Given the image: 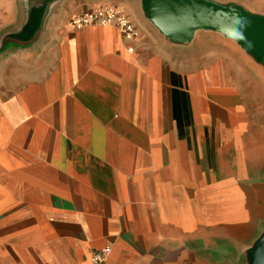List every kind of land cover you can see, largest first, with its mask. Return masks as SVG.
Here are the masks:
<instances>
[{"label":"crops","instance_id":"1","mask_svg":"<svg viewBox=\"0 0 264 264\" xmlns=\"http://www.w3.org/2000/svg\"><path fill=\"white\" fill-rule=\"evenodd\" d=\"M164 5L264 19V0H0V264H257L264 111L227 55L258 67L220 32L186 43ZM98 7L138 37L69 28Z\"/></svg>","mask_w":264,"mask_h":264},{"label":"water","instance_id":"2","mask_svg":"<svg viewBox=\"0 0 264 264\" xmlns=\"http://www.w3.org/2000/svg\"><path fill=\"white\" fill-rule=\"evenodd\" d=\"M172 7V6H171ZM162 22L178 34L190 37L198 30L216 31L240 42L243 46L264 55V19L255 18L242 11L192 6L188 10L176 11L170 6H163ZM167 9V10H166ZM257 264H264V238L256 250Z\"/></svg>","mask_w":264,"mask_h":264},{"label":"built area","instance_id":"3","mask_svg":"<svg viewBox=\"0 0 264 264\" xmlns=\"http://www.w3.org/2000/svg\"><path fill=\"white\" fill-rule=\"evenodd\" d=\"M69 28L76 32L86 28H112L128 39L138 37V32L126 12L117 7H98L91 11L71 17ZM112 248L107 247L92 255L91 264H103L111 254Z\"/></svg>","mask_w":264,"mask_h":264},{"label":"rangeland","instance_id":"4","mask_svg":"<svg viewBox=\"0 0 264 264\" xmlns=\"http://www.w3.org/2000/svg\"><path fill=\"white\" fill-rule=\"evenodd\" d=\"M205 32V30H202ZM201 31V32H202ZM200 32V30L194 32L190 37L186 38V43H192V41L195 39L196 34ZM209 32H216V31H209ZM226 39L231 40L235 42L243 52L246 53L247 57L256 63V66L258 69L254 71L253 69L245 68L244 65V57L242 55H236V54H229L227 55L230 58L231 64L236 67L235 71L239 74V78L242 81V90L246 92L247 96H249L252 100L257 104V109L264 111V55L253 51L251 48H247L243 46L240 42L229 38L225 36ZM210 50L215 52V47H212L210 45ZM252 119V118H251ZM254 119V118H253ZM255 120L257 121L258 126L263 125L264 127V117L258 116L255 117ZM264 146V143L262 144ZM264 148V147H263ZM262 153V161L264 166V149L260 152Z\"/></svg>","mask_w":264,"mask_h":264}]
</instances>
